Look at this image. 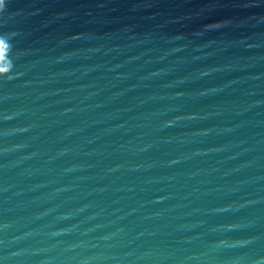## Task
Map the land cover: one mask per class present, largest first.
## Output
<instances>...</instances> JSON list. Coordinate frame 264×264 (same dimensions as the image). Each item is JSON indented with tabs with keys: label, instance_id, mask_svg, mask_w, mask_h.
<instances>
[{
	"label": "water",
	"instance_id": "obj_1",
	"mask_svg": "<svg viewBox=\"0 0 264 264\" xmlns=\"http://www.w3.org/2000/svg\"><path fill=\"white\" fill-rule=\"evenodd\" d=\"M5 5L0 264H264V0Z\"/></svg>",
	"mask_w": 264,
	"mask_h": 264
},
{
	"label": "clouds",
	"instance_id": "obj_2",
	"mask_svg": "<svg viewBox=\"0 0 264 264\" xmlns=\"http://www.w3.org/2000/svg\"><path fill=\"white\" fill-rule=\"evenodd\" d=\"M5 0H0V17H3L6 12ZM17 33L15 31H2L0 30V50H3L5 47L8 48L9 55L7 57V65L5 67H0V77H7L8 79H12L15 73V63L13 59L14 55V44L13 39Z\"/></svg>",
	"mask_w": 264,
	"mask_h": 264
}]
</instances>
